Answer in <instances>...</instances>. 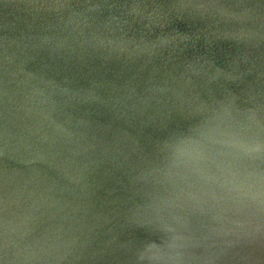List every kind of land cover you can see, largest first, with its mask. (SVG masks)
Here are the masks:
<instances>
[{"label": "water", "instance_id": "95a60500", "mask_svg": "<svg viewBox=\"0 0 264 264\" xmlns=\"http://www.w3.org/2000/svg\"><path fill=\"white\" fill-rule=\"evenodd\" d=\"M0 264H264V0H0Z\"/></svg>", "mask_w": 264, "mask_h": 264}, {"label": "clouds", "instance_id": "9594fccd", "mask_svg": "<svg viewBox=\"0 0 264 264\" xmlns=\"http://www.w3.org/2000/svg\"><path fill=\"white\" fill-rule=\"evenodd\" d=\"M234 146H239L238 143L234 144ZM261 150V146L260 145H255L251 148L248 149L249 152H258Z\"/></svg>", "mask_w": 264, "mask_h": 264}]
</instances>
